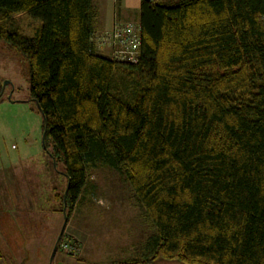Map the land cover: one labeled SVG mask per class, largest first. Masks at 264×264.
<instances>
[{
    "label": "trees",
    "instance_id": "16d2710c",
    "mask_svg": "<svg viewBox=\"0 0 264 264\" xmlns=\"http://www.w3.org/2000/svg\"><path fill=\"white\" fill-rule=\"evenodd\" d=\"M263 15L264 0H141L133 64L91 43V0H0V42L27 60L43 147L67 179L66 222L104 166L155 230L119 264H264Z\"/></svg>",
    "mask_w": 264,
    "mask_h": 264
},
{
    "label": "rangeland",
    "instance_id": "374dc122",
    "mask_svg": "<svg viewBox=\"0 0 264 264\" xmlns=\"http://www.w3.org/2000/svg\"><path fill=\"white\" fill-rule=\"evenodd\" d=\"M12 22L28 37L39 25L24 14L13 16ZM109 52L103 49L101 54L111 58ZM43 133V116L29 90L27 60L0 42V251L4 263L141 260L155 230L125 176L104 166L91 171L61 233V242L71 243L76 251L63 252L60 242L52 258L66 221L58 195H64L67 179L44 149ZM157 261L153 264H176Z\"/></svg>",
    "mask_w": 264,
    "mask_h": 264
},
{
    "label": "built area",
    "instance_id": "2783aa9c",
    "mask_svg": "<svg viewBox=\"0 0 264 264\" xmlns=\"http://www.w3.org/2000/svg\"><path fill=\"white\" fill-rule=\"evenodd\" d=\"M145 1L156 4L163 0ZM261 20L264 26V15ZM90 40L97 51L102 52L103 49L110 51L109 53L114 61L135 64L140 54L141 27L138 23L116 22L110 30H94ZM60 242L61 240L59 245ZM60 247L65 253L76 251L75 246L68 242H61Z\"/></svg>",
    "mask_w": 264,
    "mask_h": 264
},
{
    "label": "crops",
    "instance_id": "0c3cea01",
    "mask_svg": "<svg viewBox=\"0 0 264 264\" xmlns=\"http://www.w3.org/2000/svg\"><path fill=\"white\" fill-rule=\"evenodd\" d=\"M91 4L96 14L95 30H110L116 22L133 23L135 21L134 23L140 25L141 0H91ZM63 189L64 187H61V190ZM0 264H5L2 256Z\"/></svg>",
    "mask_w": 264,
    "mask_h": 264
},
{
    "label": "water",
    "instance_id": "95a60500",
    "mask_svg": "<svg viewBox=\"0 0 264 264\" xmlns=\"http://www.w3.org/2000/svg\"><path fill=\"white\" fill-rule=\"evenodd\" d=\"M66 192H67V191L65 190V195H66ZM65 224H66V221H64V226L62 227V229H61V231H60V235H59V237L57 238L56 243H55V245H54L53 252H52V258H53V256H54V254L56 253L57 242H58V240L60 239V236H61V233L63 232V229L65 228Z\"/></svg>",
    "mask_w": 264,
    "mask_h": 264
}]
</instances>
